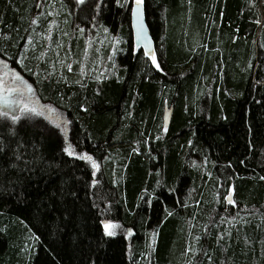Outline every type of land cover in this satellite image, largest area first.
<instances>
[{
    "label": "trees",
    "instance_id": "trees-1",
    "mask_svg": "<svg viewBox=\"0 0 264 264\" xmlns=\"http://www.w3.org/2000/svg\"><path fill=\"white\" fill-rule=\"evenodd\" d=\"M74 2L0 0V62L59 122L0 117V264H264V0H141L156 66L129 0ZM92 25L112 72L56 75Z\"/></svg>",
    "mask_w": 264,
    "mask_h": 264
},
{
    "label": "rangeland",
    "instance_id": "rangeland-1",
    "mask_svg": "<svg viewBox=\"0 0 264 264\" xmlns=\"http://www.w3.org/2000/svg\"><path fill=\"white\" fill-rule=\"evenodd\" d=\"M74 3H78L81 6H89L91 11L95 9L99 0H73ZM136 0H129V10H131L132 3ZM262 2V0H261ZM82 17L86 16L84 13L81 14ZM55 21L51 22L47 34L45 35V46L40 54V58L48 56V49L50 47V38L53 32V26H55ZM80 34L87 39V51L84 52L81 59H72L66 62L65 53L62 54L58 51V48L54 49L55 62L52 69L55 71L56 75L60 73L59 70L63 66L71 67L73 63H78L77 67L80 71L81 78L86 75H92L94 79H100L112 72V68L115 65V52L118 49L119 40L115 37L102 36L106 33L105 30L98 32L95 25L91 28L81 27ZM96 40V45L93 46V41ZM155 58V57H153ZM151 59L152 63L156 66V58ZM56 63V64H55ZM51 64V63H50ZM12 65L0 62V117L5 119L10 123H16L22 118H39L42 120V125L45 126L55 125L59 126L58 123H54L52 119L54 117V112L51 107L42 106L36 102V96L32 87L23 81L17 74L12 71ZM7 113V115H5ZM16 116L17 119L13 120L12 117ZM109 225V224H108ZM105 231L114 232L115 228H105ZM131 230L128 232V237H130ZM26 237V236H25Z\"/></svg>",
    "mask_w": 264,
    "mask_h": 264
},
{
    "label": "water",
    "instance_id": "water-1",
    "mask_svg": "<svg viewBox=\"0 0 264 264\" xmlns=\"http://www.w3.org/2000/svg\"><path fill=\"white\" fill-rule=\"evenodd\" d=\"M130 26L132 30L134 52L137 53L139 49H142L147 58L153 57L155 53L154 40L146 24L142 2L139 6H137L136 1L132 3L130 10ZM171 115L172 107H165L163 111L164 125L169 124ZM226 199L231 201V194H228Z\"/></svg>",
    "mask_w": 264,
    "mask_h": 264
},
{
    "label": "snow or ice",
    "instance_id": "snow-or-ice-1",
    "mask_svg": "<svg viewBox=\"0 0 264 264\" xmlns=\"http://www.w3.org/2000/svg\"><path fill=\"white\" fill-rule=\"evenodd\" d=\"M136 3H137V6H139L140 3H141V0H136ZM153 59H155V58H153ZM5 115H7V113H5ZM12 119L13 120H16L17 117L16 116H13ZM229 202L231 203V201H229ZM115 227H116V225H105V228L106 229H108V228H115ZM107 234L108 235H113V232L109 231Z\"/></svg>",
    "mask_w": 264,
    "mask_h": 264
},
{
    "label": "flooded vegetation",
    "instance_id": "flooded-vegetation-1",
    "mask_svg": "<svg viewBox=\"0 0 264 264\" xmlns=\"http://www.w3.org/2000/svg\"><path fill=\"white\" fill-rule=\"evenodd\" d=\"M139 51H142V49H139Z\"/></svg>",
    "mask_w": 264,
    "mask_h": 264
}]
</instances>
